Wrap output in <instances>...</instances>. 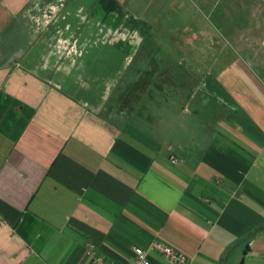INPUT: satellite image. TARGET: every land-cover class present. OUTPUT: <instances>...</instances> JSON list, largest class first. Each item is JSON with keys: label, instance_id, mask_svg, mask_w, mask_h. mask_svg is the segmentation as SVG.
I'll return each mask as SVG.
<instances>
[{"label": "crops", "instance_id": "crops-1", "mask_svg": "<svg viewBox=\"0 0 264 264\" xmlns=\"http://www.w3.org/2000/svg\"><path fill=\"white\" fill-rule=\"evenodd\" d=\"M197 1L0 0V264H264V0Z\"/></svg>", "mask_w": 264, "mask_h": 264}, {"label": "rangeland", "instance_id": "rangeland-1", "mask_svg": "<svg viewBox=\"0 0 264 264\" xmlns=\"http://www.w3.org/2000/svg\"><path fill=\"white\" fill-rule=\"evenodd\" d=\"M182 4H183V6L181 7L182 9H183V12H185L186 13V11L188 10V12H187V14L185 15V17H182L181 19H179L180 21H182V24L185 22V21H187V22H189V24H191L192 26H194L195 24V21L197 20V18L199 17L198 15H197V13H200L199 11H198V1L197 0H182ZM45 4V6L42 4V7L44 6V7H46L47 6V4L48 3H44ZM43 9V8H42ZM178 10H180V9H178ZM46 12L44 11V12H41V11H38L37 9L36 10H34L33 12H32V18L34 19V20H38V22H41V20L43 19V14H45ZM49 14H51L50 12H49ZM169 15V16H168ZM168 15L166 16V19L165 20H167V22L165 23V25L164 26H166L167 25V28L169 27V26H171L172 24H171V22H168V20H170V18H172V16L174 17V18H176V16H177V11L174 9L173 11H171V13H168ZM235 16V15H234ZM115 18V17H114ZM178 18H180V15L178 16ZM236 19H237V22H243L244 21V19H245V15H244V12H242L240 15L238 14L237 16H236ZM179 20H177V19H174L173 20V22H178L177 24L178 25H180L181 24V22L179 21ZM44 21H45V18H44ZM194 22V23H193ZM236 22V23H237ZM228 25V24H227ZM232 25V24H231ZM234 25H238V24H235L234 23ZM175 26V25H174ZM113 27H115V25H113ZM176 27H177V25H176ZM58 30V34L56 35L57 36V43H61V40L63 41V42H65V44L67 45V47H68V49L67 50H69V51H66V54L64 55V57L65 56H70V53L73 51V52H77V51H79L80 49H79V47H78V45L77 46H74V42H75V39H70L67 35H68V33H67V29H66V27H65V25H61L60 27H58L57 28ZM177 34H179L180 35V33L178 32ZM228 35V32H227V30H222L221 31V36L222 37H219V38H221V40H223V42L227 45V42L228 41H230L229 40V38H225V37H223V35ZM229 36V35H228ZM70 39V40H69ZM71 40H72V43H71ZM68 41L70 42V44L68 43ZM110 41H114V39H110ZM157 41V43L158 44H161L162 46H165L166 48H170V49H174L175 47H183L184 46V42H185V40H180V39H176V38H166V39H157L156 40ZM155 41V42H156ZM148 42H150V43H154V40H148L145 44H144V46H148ZM79 43V42H78ZM152 45H155V44H152ZM65 46V45H64ZM77 47V48H76ZM75 49H77V51H75ZM178 50H180V49H178ZM174 56V55H173ZM64 57H62V60L64 61L65 60V58ZM176 57V56H175ZM186 58H187V56H185ZM188 57H189V59H192L193 61L192 62H195V59H196V55H188ZM225 56L223 55L222 56V58H224ZM206 59H208V62H209V64L212 62V60H213V58L211 57V56H206ZM179 74H180V71H177ZM174 73H176V71L174 72ZM194 73V75H193V80L195 81V79H197V76H195V72H193ZM143 75V74H142ZM195 78V79H194ZM179 88H174V90H178ZM188 92H189V94L191 95L192 93H196V88H195V86L194 87H190L189 88V90H188Z\"/></svg>", "mask_w": 264, "mask_h": 264}, {"label": "built area", "instance_id": "built-area-1", "mask_svg": "<svg viewBox=\"0 0 264 264\" xmlns=\"http://www.w3.org/2000/svg\"><path fill=\"white\" fill-rule=\"evenodd\" d=\"M174 162L179 161V158L172 156ZM158 252L168 258L172 264H191L190 256L184 251L180 250L173 244L164 240H153L147 248H135V260L132 264H151L150 252ZM94 264H116L114 261L105 258L104 256H96L93 259Z\"/></svg>", "mask_w": 264, "mask_h": 264}]
</instances>
